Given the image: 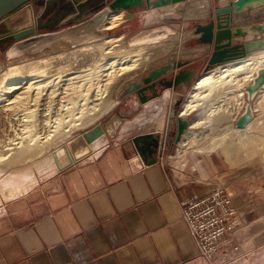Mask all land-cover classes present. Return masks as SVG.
Listing matches in <instances>:
<instances>
[{"label": "crops", "instance_id": "1", "mask_svg": "<svg viewBox=\"0 0 264 264\" xmlns=\"http://www.w3.org/2000/svg\"><path fill=\"white\" fill-rule=\"evenodd\" d=\"M201 2L204 0H191L183 12L186 7L199 8ZM146 10L155 12L154 8ZM206 12L205 7L202 16ZM256 21H264V6L251 9L246 17L235 16L231 26ZM182 50L185 55H169L164 61L150 63L149 69L177 58L189 59L197 66L208 55V45L199 43L192 33L184 40ZM189 89H178L179 96L188 94ZM166 90L172 92L171 88ZM156 97L150 94L148 101ZM135 100L130 97L125 111L132 110ZM115 107L98 119L102 132L93 137H99L98 146L86 132L79 133L91 146L88 155L62 169L53 167L26 191L2 200L0 264H264V145L238 162L228 161L220 149H188L185 163L177 165L171 158L178 154L179 142L161 153L169 103L163 119L147 122L151 123L147 129L142 128V122L129 126L145 104L139 111L132 110L110 139L103 122ZM155 123L160 125V150L155 154L157 160L146 164L132 139L153 132ZM121 129L127 135L122 136ZM79 135L71 136L54 159L66 163L65 151L82 145ZM135 155L139 156L137 161L133 160ZM217 186L231 193L236 224L226 234V244L219 254L205 260L182 219L179 201Z\"/></svg>", "mask_w": 264, "mask_h": 264}, {"label": "bare ground", "instance_id": "2", "mask_svg": "<svg viewBox=\"0 0 264 264\" xmlns=\"http://www.w3.org/2000/svg\"><path fill=\"white\" fill-rule=\"evenodd\" d=\"M205 7L202 2L196 9L186 7L184 15H201ZM124 13L123 10L111 12L101 28H114L124 20ZM172 34L174 32L167 26L143 34L139 32L129 39H124L122 34L108 37L67 34L61 39H68L75 45L94 38L100 40L75 47L68 53L53 52L50 56L27 58L0 66V179L9 184L19 177V181H29L34 185L38 177L32 168L41 169L39 172L47 168L46 173L52 172L57 166L55 151L45 155L48 150L62 142L67 143L76 129L110 109L115 103L110 95L115 84L137 69L146 67L156 54L157 50L146 45ZM184 35L182 32L164 39L163 50L172 48L176 40L181 42ZM49 43L41 44L33 51L41 50ZM262 64L264 50L255 51L243 59L204 72L194 82L180 109L181 114L190 115L194 120L179 141V151L171 158L172 163L183 164L185 152L190 147L203 152L228 146L235 152L245 145L259 126L264 127V114H260L264 107V88L255 98L254 118L244 128L232 127L233 120L246 102L244 87L251 81L256 67ZM166 89L160 96L147 101L144 110L134 116L129 126L142 122V128L147 129L151 125L147 122H160L170 95ZM194 110L203 115L193 116ZM222 119H226L223 124L220 123ZM155 124L154 132L160 128L159 123ZM101 132L96 128L91 139ZM93 139V144L98 146L101 143L99 137ZM53 159L55 163H52ZM138 159V155L133 156V160ZM2 189L0 203L2 198L8 199L21 187Z\"/></svg>", "mask_w": 264, "mask_h": 264}, {"label": "water", "instance_id": "3", "mask_svg": "<svg viewBox=\"0 0 264 264\" xmlns=\"http://www.w3.org/2000/svg\"><path fill=\"white\" fill-rule=\"evenodd\" d=\"M34 0H0V46L11 42L6 50L7 56H16L32 52L41 44H51L65 35L74 36L96 34L107 37L110 29H102L101 24L113 11H125V17L132 16V9H159L160 19L177 18L178 14L171 4L177 0H44L40 13H36L32 5ZM209 9L208 20L194 25V32L199 43L208 45V55L202 73H198L196 63L189 59L170 60L150 69L144 77L139 72L122 78L115 86L114 95H120L127 103L131 96L136 98L133 111H139L148 101L149 94L159 96L163 89L171 88L172 96L166 115L162 150L169 149L171 144H177L186 127L194 120L190 115L180 112L181 106L175 102L179 96L178 89L192 88L197 79L204 73L228 62L247 57L250 53L264 50V21H256L242 27H232L235 16H248L251 9L264 6V0H213ZM65 19L66 25L60 29L36 33L42 28L55 27ZM175 16V17H174ZM177 16V17H176ZM264 88V64L254 70L251 81L244 87L246 102L242 111L233 120L236 128H244L254 118V101L260 90ZM202 112L192 111V115L201 116ZM203 115V114H202ZM126 117L125 113H113L103 127L108 137L113 139L119 126ZM158 131L140 133L133 137V142L141 159L150 164L157 160L159 152ZM78 139L82 145L75 150L65 151L66 163L55 160L62 169L91 152V146L83 135Z\"/></svg>", "mask_w": 264, "mask_h": 264}, {"label": "rangeland", "instance_id": "4", "mask_svg": "<svg viewBox=\"0 0 264 264\" xmlns=\"http://www.w3.org/2000/svg\"><path fill=\"white\" fill-rule=\"evenodd\" d=\"M101 1L104 4L107 0H101ZM202 3H205L206 4L207 12H206V14L204 16H202V14H201V15H198V16H195V17H184L183 8H184L185 5H190L191 4V0H177L175 3L171 4V7L175 11H177V14L179 13L178 14V17L176 16L177 18H171V19L170 18L160 19V13L161 12L157 8H154L155 9L154 10L155 12L150 11V10L147 11L146 9H142L141 8L142 10H146V11L138 12V13H134V12L135 11H138L140 8L132 9L131 10L132 11L131 12L132 13V16L130 18H126L125 17V13H124V18L122 16V18L124 20L122 22H120L118 25H116L114 28L110 29L107 32L106 36L108 37V36H114V35L122 34L124 36L123 37L124 39H129L131 36H133V35H135V34H137L139 32L143 34L145 32H151V31H154V30L155 31L156 30H161V29H163L164 26H167L168 28L171 29L172 32H174V34L167 35L164 39H166L167 37L169 38V36H178L179 34L181 35L182 32H183V34H185L184 35L185 38L181 42H179V41L176 40L173 43L172 48L167 49L169 51L163 50L164 49L163 47H164V44H165L164 39H161L158 42L149 43V44L146 45V46H150V49L153 47L152 48L153 50H157L156 51V54L154 55V57H152L149 60V62L146 64V67H143V69H141V68L140 69H137L136 71L140 73V72H143V71L147 70L145 72L146 73L145 75H147L148 69L151 67V64L150 63L154 64V63H158V62L164 61V60H166L168 58L169 55H172V54L185 55V53L182 50L184 40L188 36H190L191 33L192 34H195V32H194V25L196 23L206 22L208 20L209 9L212 7V5H213L214 2H213V0H212V3H210L209 0H204V2H202ZM43 4H44V0H34L32 2V5H33L36 13H40L42 11ZM178 4H180V5H178ZM184 11H186V10H184ZM147 13L150 14V17L149 18H148V16H146ZM68 17L69 16H66L62 20V22L59 23L57 26L50 27V28L45 27V28H42V29H38V30H36V33L45 32V31H49V30L60 29V28H62L63 26L66 25L65 19H67ZM147 20H148V22H147ZM203 20H205V21H203ZM96 40H100V38H94V39H91L89 41H83V42L77 43L76 45L75 44H72L70 42V40H68V39H65V40H57V41H54L51 44L47 45L46 47H44L41 50L27 52V53H24V54H20V55H16V56H10V57L6 55V50H7L8 46L10 45L11 42L10 41L9 42H5V43H2L1 46H0V66H3L4 63L17 62V61H20L22 59H27V58H38V57H42V56H50V54L52 55L53 52H61V53H66L67 51L68 52H71L73 49H75V47L76 48H80L81 45L84 46V44L86 45V43H89L91 41L94 42ZM177 59H182V58H177ZM206 59H207V57L204 60H201L199 62V64L197 65V70H198V73L199 74L203 72V68H204ZM162 64H164V63H162ZM116 84H115V86H116ZM115 86L113 87V90H112V92H111L110 95H111L112 98H114L116 100V103L118 102L117 106L115 107V104L116 103H114V105L110 109H108L105 113H103L102 115H100L94 121H92L91 123H89V124H87L85 126H82V127L78 128V129H76L72 133V136L73 137L79 135V133H81V132H86V134L90 138L95 133L96 128H98V129H100V131H102V128H101V125H100V121L98 119L101 118L102 116H104L109 110L113 109V107H115V109L112 112V114L115 113V112L117 114L118 113L119 114L120 113H125L126 114V117L125 118H129L131 116V114H132V112H131L132 110L131 109L130 110L128 109V111H125V107H126L125 105L127 104V102L124 101V99L120 95H118L117 98L115 97V95H114ZM189 91H190V89H189ZM163 92H164V89H163V91H161V93H163ZM161 93H160V95H161ZM185 94L178 97V103H177V106L176 107L182 106V103H183V101L185 100V98L187 96V93H185ZM171 96H172V92H170V95H169V99L170 100H171V98H170ZM170 100H168L164 104V113H163V116L166 113L165 112L166 111L165 105L167 103H170ZM263 111H264V107H263ZM263 111H260V114L261 115H262V113L264 114ZM111 115H109V117ZM255 115H256V111H255ZM106 116L104 118H106ZM163 116L161 117V119H163ZM263 117H264V115H263ZM165 118H166V116H165ZM225 120L226 119H222L220 121V123L223 124ZM232 127L233 128H236L235 125L233 124V122H232ZM259 128H260L261 132H260ZM259 128H257V131H256V133L253 136H251V137H249L247 139V141L245 142V145H243L242 147L238 148V150H236L235 152H234L235 149H231L230 150V147H228V146L219 147V148H216V149H220L226 155L227 160L230 161V162H238L241 159V157L242 158L249 157V155H247V153L250 152L251 154H254L256 151H258V149H261L263 147V145H264V138H262V137H264L263 136L264 135V132H263L264 131V127L262 128V127L259 126ZM121 134H122V136L123 135H127L126 133H124L122 131V129H121ZM256 141H258V142H256ZM65 144H66V142H62L61 144H59L57 146L51 147L45 155H47L48 153H50L52 151H55V154H56L57 153L56 151H58L61 146L63 148L62 150H64L65 149ZM251 144H252V146H251ZM188 149H192L193 150L194 147H190ZM233 152H234V154H233ZM45 155H43L40 158H38V160L41 159V158H43ZM52 163H55L54 162V159L52 160ZM46 170H47V168H45L44 170H42L41 172H39L36 168H32V171L34 172V174H35L36 177L42 176V175H44V173L46 174ZM18 179H20V178L19 177L18 178H14V181L13 182H10L9 184H5L4 181H6V180L3 181V179L1 178L0 179V191L3 190L2 187L3 188H7V189H11V190H13V188L15 189V186L21 187V190L20 191H18L16 194H14L13 196H11V197H14L17 194L22 193L23 191H26L28 188H30L33 185V183H29V181H25V180L24 181H19ZM0 195H1V192H0ZM11 197H9V198H11ZM2 200H5V199L2 198ZM213 259L214 258H212L210 260H213Z\"/></svg>", "mask_w": 264, "mask_h": 264}, {"label": "built area", "instance_id": "5", "mask_svg": "<svg viewBox=\"0 0 264 264\" xmlns=\"http://www.w3.org/2000/svg\"><path fill=\"white\" fill-rule=\"evenodd\" d=\"M179 205L200 257L205 260L216 257L226 244V234L236 224L232 195L223 186H217L206 193L184 197Z\"/></svg>", "mask_w": 264, "mask_h": 264}, {"label": "flooded vegetation", "instance_id": "6", "mask_svg": "<svg viewBox=\"0 0 264 264\" xmlns=\"http://www.w3.org/2000/svg\"><path fill=\"white\" fill-rule=\"evenodd\" d=\"M179 97V96H178ZM177 103H178V98H177V101L175 102V106H177ZM167 115V114H166ZM166 119V118H165Z\"/></svg>", "mask_w": 264, "mask_h": 264}]
</instances>
